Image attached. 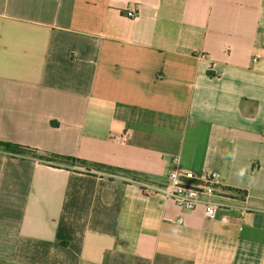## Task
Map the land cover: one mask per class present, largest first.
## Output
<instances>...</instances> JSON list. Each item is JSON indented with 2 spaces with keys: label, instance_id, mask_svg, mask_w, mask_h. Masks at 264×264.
Masks as SVG:
<instances>
[{
  "label": "crops",
  "instance_id": "1",
  "mask_svg": "<svg viewBox=\"0 0 264 264\" xmlns=\"http://www.w3.org/2000/svg\"><path fill=\"white\" fill-rule=\"evenodd\" d=\"M0 141V264H264V0H0Z\"/></svg>",
  "mask_w": 264,
  "mask_h": 264
},
{
  "label": "built area",
  "instance_id": "2",
  "mask_svg": "<svg viewBox=\"0 0 264 264\" xmlns=\"http://www.w3.org/2000/svg\"><path fill=\"white\" fill-rule=\"evenodd\" d=\"M126 15L130 18L135 16L133 12H127ZM201 57L206 56L203 54ZM221 184V177L216 172L199 174L194 171L174 170L164 182L148 183L144 191L148 194H159L187 211L202 207L205 216L213 218L224 207L218 193Z\"/></svg>",
  "mask_w": 264,
  "mask_h": 264
},
{
  "label": "trees",
  "instance_id": "3",
  "mask_svg": "<svg viewBox=\"0 0 264 264\" xmlns=\"http://www.w3.org/2000/svg\"><path fill=\"white\" fill-rule=\"evenodd\" d=\"M0 149L7 150L11 153H16L19 155H27L28 153L40 160H44L46 162H57V160H65L67 164L73 165V164H82L85 165L87 164L86 161L76 159L74 157H67V156H60V155H52V156H44L38 154V152L31 150L29 148H24L20 145L13 144V143H8V142H1L0 141ZM95 166L97 170L103 171V172H108L111 175H118V176H124L127 178H130L132 181H139V182H144L147 179L145 176L141 173L131 171V170H126V169H121V168H116V167H111L107 165H102V164H92Z\"/></svg>",
  "mask_w": 264,
  "mask_h": 264
},
{
  "label": "rangeland",
  "instance_id": "4",
  "mask_svg": "<svg viewBox=\"0 0 264 264\" xmlns=\"http://www.w3.org/2000/svg\"><path fill=\"white\" fill-rule=\"evenodd\" d=\"M31 154V153H30ZM29 153L27 155H30ZM58 163H64L66 162L65 160H57Z\"/></svg>",
  "mask_w": 264,
  "mask_h": 264
},
{
  "label": "clouds",
  "instance_id": "5",
  "mask_svg": "<svg viewBox=\"0 0 264 264\" xmlns=\"http://www.w3.org/2000/svg\"><path fill=\"white\" fill-rule=\"evenodd\" d=\"M240 175L243 176V171H241Z\"/></svg>",
  "mask_w": 264,
  "mask_h": 264
}]
</instances>
